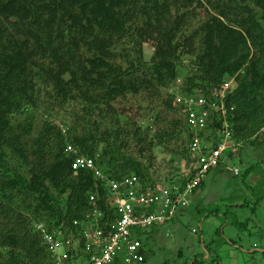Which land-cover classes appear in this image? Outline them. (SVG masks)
<instances>
[{
  "label": "trees",
  "instance_id": "1",
  "mask_svg": "<svg viewBox=\"0 0 264 264\" xmlns=\"http://www.w3.org/2000/svg\"><path fill=\"white\" fill-rule=\"evenodd\" d=\"M183 56L192 59V72L179 87ZM230 78L224 101L240 143L248 122L264 124V0H0V264H52L35 224L77 238L96 210L106 233L116 218L108 180L163 183L151 175L157 147L188 161L166 183L184 186L193 153L171 85L184 96L219 101ZM42 103L67 122L45 118L33 135V111ZM144 110L160 111L155 123L164 111L178 116L170 126H145ZM179 123L182 146L171 148ZM80 156L104 178L73 170ZM136 235L144 264L146 237Z\"/></svg>",
  "mask_w": 264,
  "mask_h": 264
},
{
  "label": "rangeland",
  "instance_id": "2",
  "mask_svg": "<svg viewBox=\"0 0 264 264\" xmlns=\"http://www.w3.org/2000/svg\"><path fill=\"white\" fill-rule=\"evenodd\" d=\"M194 27H198V23ZM144 55L145 60L149 61L152 49L148 44L144 45ZM192 62L187 56L181 58L179 87L183 84V78L191 75ZM226 81L230 87H234L231 78ZM174 84L171 87L176 90ZM156 113L160 111L144 110V117L140 121L145 126L154 124L163 128L170 126V122L178 116L164 111V119L155 123L153 118ZM33 114V135L37 134L45 118L61 127L67 122L61 112L53 110L48 113L44 103ZM247 125V131L240 135L238 156L234 157L235 160L227 158L226 168H214L206 175L203 185L190 196L185 215L178 216L157 231L154 230L156 228L144 231V264H191L194 258L208 264L211 257H218L222 264H264V124L258 126L259 120L253 119ZM168 130L172 131L171 127ZM183 131L179 123L178 134H172L174 140L171 141V148L182 146ZM68 147L72 148L70 145ZM153 153L151 175L160 182L167 183L170 177L178 174V169H188L187 160L169 154L161 146L155 148ZM233 167L239 168L238 175H232L229 168ZM241 204L245 206L240 207ZM206 254L209 257L206 258Z\"/></svg>",
  "mask_w": 264,
  "mask_h": 264
},
{
  "label": "built area",
  "instance_id": "3",
  "mask_svg": "<svg viewBox=\"0 0 264 264\" xmlns=\"http://www.w3.org/2000/svg\"><path fill=\"white\" fill-rule=\"evenodd\" d=\"M229 87L230 83L225 81L219 101L215 97L208 101L204 96H184L171 89L175 103L183 108L181 115L193 153V176L184 186L156 183L154 187H142L135 176H126L118 182L108 180L110 195L107 202L109 208L114 209L116 218L109 221L106 233L98 227L102 214L96 210L90 217L87 215L88 220L77 238L65 237L61 231L49 232L40 224L34 227L40 233L52 264H143V246L136 233L175 220L176 215L190 205L189 198L202 179L214 168H226L227 158L235 160L238 156L239 142L233 138L228 121V114L233 109L224 101ZM67 151L76 154L70 147ZM71 168L88 170L96 178H104L89 158L76 157ZM229 170L232 175L239 174L238 167ZM90 200L94 201V198L90 197ZM147 207H151V211L144 210Z\"/></svg>",
  "mask_w": 264,
  "mask_h": 264
},
{
  "label": "crops",
  "instance_id": "4",
  "mask_svg": "<svg viewBox=\"0 0 264 264\" xmlns=\"http://www.w3.org/2000/svg\"><path fill=\"white\" fill-rule=\"evenodd\" d=\"M221 168H223V169H224V167H221ZM183 215H185V213H184ZM170 223H171V222H170ZM168 224H169V223H168ZM162 227H163V226H162ZM155 228H156V229H154V230H156V231H157V230H158L160 227H155ZM156 231H155V232H156ZM155 232L153 233L154 235H155ZM193 232H194V231H193ZM207 254H208V253H207ZM207 254L205 255V256H206V258H207V256H209V255H207ZM203 264H206V263H203ZM220 264H222V262H221Z\"/></svg>",
  "mask_w": 264,
  "mask_h": 264
},
{
  "label": "clouds",
  "instance_id": "5",
  "mask_svg": "<svg viewBox=\"0 0 264 264\" xmlns=\"http://www.w3.org/2000/svg\"><path fill=\"white\" fill-rule=\"evenodd\" d=\"M228 115H229V114H228ZM238 162H239V159H238ZM238 162H237V163H238Z\"/></svg>",
  "mask_w": 264,
  "mask_h": 264
}]
</instances>
